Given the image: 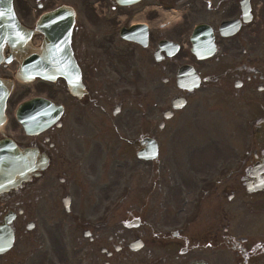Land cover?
Masks as SVG:
<instances>
[{
	"label": "flooded vegetation",
	"instance_id": "flooded-vegetation-1",
	"mask_svg": "<svg viewBox=\"0 0 264 264\" xmlns=\"http://www.w3.org/2000/svg\"><path fill=\"white\" fill-rule=\"evenodd\" d=\"M110 1L87 0L86 11L75 8L71 49L83 96L75 98L59 86L49 90L50 99L59 94V122L44 132L42 142L24 143L38 149L48 168L23 187L0 193V225L11 234L6 245L0 237V264H191L206 261V249L212 247L220 251L214 264H264V0H247L245 12L241 0H208L206 5L211 16L220 14L239 25L228 37L214 32L212 65L220 70L207 75L208 83L230 106L228 118L240 122L234 109L242 106L254 118L249 166L209 200L217 215L208 221L206 175H128L131 153L147 137L158 141L152 108L146 104L142 112H132L128 100L162 99L157 81L187 53L181 47L170 57L159 48L164 36L157 3L162 0H147V10L143 0L131 6ZM163 1L186 12L192 0ZM138 17L151 25L143 45L121 31ZM173 31L170 38L182 45L185 27ZM147 79L149 91L141 87ZM132 82L143 91L132 94ZM195 94L177 90L173 97L183 98L185 109ZM136 116L138 125L132 124ZM102 151L106 161L123 162L125 175H111L115 168L99 175ZM194 207L203 218L184 231Z\"/></svg>",
	"mask_w": 264,
	"mask_h": 264
},
{
	"label": "rangeland",
	"instance_id": "rangeland-1",
	"mask_svg": "<svg viewBox=\"0 0 264 264\" xmlns=\"http://www.w3.org/2000/svg\"><path fill=\"white\" fill-rule=\"evenodd\" d=\"M41 1V0H40ZM15 6H16V11L21 15L26 23H30L32 20L33 15H39L45 7H43L41 10H38L35 8L36 0H15ZM61 2H69V0H55L53 1L52 5H56ZM27 8L28 10H25ZM30 20V21H29ZM31 90H34V87L32 85H29ZM21 89L20 85L16 86L15 92L19 91ZM43 89V88H42ZM44 90V89H43ZM38 92L31 91L29 95H36ZM131 107L132 108H137V105L131 101ZM207 119H206V124H207ZM216 134H219V132H215ZM219 138V137H217ZM227 145L220 146V151L222 154L226 155L227 151ZM219 146H210L206 148V154H204L200 160H205L206 159V167L210 166V164L214 163L216 161V156H217V151H218ZM147 175L149 173L147 172Z\"/></svg>",
	"mask_w": 264,
	"mask_h": 264
},
{
	"label": "water",
	"instance_id": "water-1",
	"mask_svg": "<svg viewBox=\"0 0 264 264\" xmlns=\"http://www.w3.org/2000/svg\"><path fill=\"white\" fill-rule=\"evenodd\" d=\"M6 5L7 6L4 9V11H0V14H2L0 15V45H4L5 43H8L10 46L18 50L20 48L19 46L22 47V45H24V43L21 41L22 39H20L21 35L24 32L22 28L18 25L17 21L15 20L13 16L11 5H10V0L6 1ZM59 12H62V10H58L54 13L56 14ZM47 37H48L47 42H53V40L50 38L49 33ZM2 87H4L3 82L1 84V88ZM4 97L5 96L3 95L2 98ZM2 165L6 166L5 162H3Z\"/></svg>",
	"mask_w": 264,
	"mask_h": 264
},
{
	"label": "snow or ice",
	"instance_id": "snow-or-ice-1",
	"mask_svg": "<svg viewBox=\"0 0 264 264\" xmlns=\"http://www.w3.org/2000/svg\"><path fill=\"white\" fill-rule=\"evenodd\" d=\"M121 2H122V3H131L132 0H121ZM0 15H2V14H0Z\"/></svg>",
	"mask_w": 264,
	"mask_h": 264
}]
</instances>
